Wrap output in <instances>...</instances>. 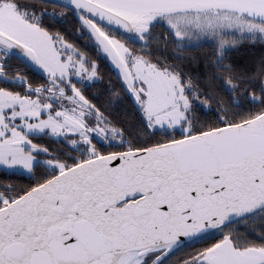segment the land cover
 <instances>
[{
    "label": "snow or ice",
    "instance_id": "obj_1",
    "mask_svg": "<svg viewBox=\"0 0 264 264\" xmlns=\"http://www.w3.org/2000/svg\"><path fill=\"white\" fill-rule=\"evenodd\" d=\"M0 264H264V0H0Z\"/></svg>",
    "mask_w": 264,
    "mask_h": 264
}]
</instances>
